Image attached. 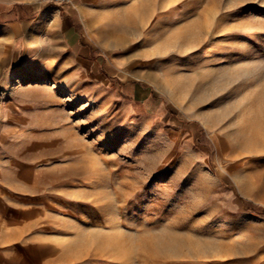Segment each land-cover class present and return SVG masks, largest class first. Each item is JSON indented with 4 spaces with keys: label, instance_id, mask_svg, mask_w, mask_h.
I'll list each match as a JSON object with an SVG mask.
<instances>
[{
    "label": "rangeland",
    "instance_id": "obj_1",
    "mask_svg": "<svg viewBox=\"0 0 264 264\" xmlns=\"http://www.w3.org/2000/svg\"><path fill=\"white\" fill-rule=\"evenodd\" d=\"M0 22V264H264V131L242 147L264 0H0Z\"/></svg>",
    "mask_w": 264,
    "mask_h": 264
},
{
    "label": "bare ground",
    "instance_id": "obj_2",
    "mask_svg": "<svg viewBox=\"0 0 264 264\" xmlns=\"http://www.w3.org/2000/svg\"><path fill=\"white\" fill-rule=\"evenodd\" d=\"M249 131H250L249 134L251 135L249 137L251 138V140L249 144L248 143H244V145L242 144L243 145L242 147L244 148L245 153L256 154L260 150L256 148V143H257L256 139L259 138L258 136L262 134V132L264 131V122L257 120V122H255L250 127ZM239 172L240 171H237L234 174V181L237 183H242L245 181L246 176L244 174H240ZM145 246L158 253L159 251L163 252L164 250H168L170 254L175 255L180 251L178 248L184 246V243L182 239H176V238H173L168 241L161 239H151L150 241L145 243ZM189 252H191V250H189Z\"/></svg>",
    "mask_w": 264,
    "mask_h": 264
},
{
    "label": "crops",
    "instance_id": "obj_3",
    "mask_svg": "<svg viewBox=\"0 0 264 264\" xmlns=\"http://www.w3.org/2000/svg\"><path fill=\"white\" fill-rule=\"evenodd\" d=\"M55 10V9H54ZM57 11L59 9H56ZM34 11V7L30 6V5H16L15 7L13 6V8H11V12L14 14L15 13V18H20L21 20L25 19V15H30V13H32ZM12 14V15H13ZM1 23V22H0ZM0 29L5 33V35L11 39L14 37L15 33H14V29L9 25V26H4L2 25V27L0 26ZM72 48H77L78 46H71Z\"/></svg>",
    "mask_w": 264,
    "mask_h": 264
},
{
    "label": "trees",
    "instance_id": "obj_4",
    "mask_svg": "<svg viewBox=\"0 0 264 264\" xmlns=\"http://www.w3.org/2000/svg\"><path fill=\"white\" fill-rule=\"evenodd\" d=\"M250 210L259 217H264L263 211H261L259 208H250Z\"/></svg>",
    "mask_w": 264,
    "mask_h": 264
},
{
    "label": "built area",
    "instance_id": "obj_5",
    "mask_svg": "<svg viewBox=\"0 0 264 264\" xmlns=\"http://www.w3.org/2000/svg\"><path fill=\"white\" fill-rule=\"evenodd\" d=\"M44 4H57L59 0H41Z\"/></svg>",
    "mask_w": 264,
    "mask_h": 264
}]
</instances>
